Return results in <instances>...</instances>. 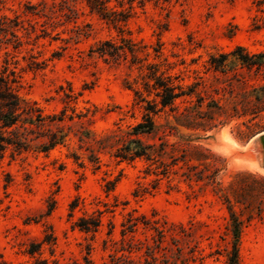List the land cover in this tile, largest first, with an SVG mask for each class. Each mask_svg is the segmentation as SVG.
I'll return each mask as SVG.
<instances>
[{"label": "rangeland", "instance_id": "obj_1", "mask_svg": "<svg viewBox=\"0 0 264 264\" xmlns=\"http://www.w3.org/2000/svg\"><path fill=\"white\" fill-rule=\"evenodd\" d=\"M103 1L119 21L102 18L86 0L0 3L11 26L0 31V73L6 68L17 94L43 115L57 116L44 130L66 134L48 151L0 154V264H84L85 256L102 264V239L110 226L117 237L132 209L187 229L179 243L194 258L186 264L222 263L228 213L218 185L239 200V264H264V130L249 134L264 124L255 100L264 95V66L247 68L233 55L237 46L264 51V0ZM121 38L139 46L138 61L128 52L114 62L93 51ZM149 63L179 92L171 106L150 113L156 130L142 136L164 151L120 160L115 149L147 112L134 91L155 98L143 88ZM91 153L98 164L88 161ZM99 212L93 237L73 227ZM44 238L50 241L39 252L27 253Z\"/></svg>", "mask_w": 264, "mask_h": 264}, {"label": "trees", "instance_id": "obj_2", "mask_svg": "<svg viewBox=\"0 0 264 264\" xmlns=\"http://www.w3.org/2000/svg\"><path fill=\"white\" fill-rule=\"evenodd\" d=\"M2 1L0 0V3ZM86 1L90 9L96 11L102 18L109 19L112 22L120 20L114 17L115 10L107 9L103 0ZM6 20L5 15L0 16V31L5 33L11 28L6 24ZM13 33L11 30L10 34L15 37ZM121 42V44L116 45L111 40H104L93 51L114 62L126 56V52H128L133 61H138L136 53L140 50L139 46L130 39L121 38ZM241 51H244V48L237 46L233 52V55H237L235 59L238 63L247 68L260 69L264 66V51L257 53L244 51V54H241ZM147 68L148 73L143 82V88L148 93L153 91L155 98L148 100L141 95L139 90L134 91L141 101L146 102L145 110L147 112L140 122L134 124L127 131L125 140L115 149L113 155L120 160H134L135 158L152 160L164 151V148H158L153 144L144 142L142 136L152 135L156 130L150 113L155 114L160 108L171 106L174 99L179 96V92H177L176 86L171 83L168 77L157 72L154 63H149ZM6 71L5 68L0 73V154L8 147H12L16 151L30 148L48 151L57 144H61L66 134L60 130H44L47 121L53 122L57 116L43 115L40 107L35 102L22 99L15 90V78H10L9 75L5 74ZM255 100L260 105L256 111L264 110V95L256 94ZM58 119L60 120V118ZM257 129L264 130V124L252 128L249 134H253ZM106 138L104 136L99 140L103 142ZM99 149L102 148L99 147ZM87 159L93 164H98L99 161L93 153L89 154ZM244 175L246 174L237 173V176ZM109 189L111 188H106V190ZM215 193L223 199L228 213L229 248L225 261L219 264H239V242L244 222L241 214L235 210V205L239 203V200L230 188L218 185L215 187ZM76 205L75 202L70 204L71 211ZM100 226V212L97 216H80L73 224V227H76L79 231L92 234V237ZM112 231L113 226H110L106 232L107 237L102 239L103 248L107 249L102 264H186L189 259L194 258L192 252L189 256H186L179 243L187 235V229L180 223L169 222L164 217H157L154 212L149 217L132 209L126 212L121 221L117 237L112 235ZM49 241L44 238L38 244H31L30 248L27 249V253L33 255L39 252L41 244H48ZM89 252L90 247L87 248L86 254L88 255ZM198 255L200 254L198 253ZM52 263L77 264L75 262L60 263L57 260H53ZM35 264H47V260L38 259ZM84 264H90L88 256L84 257Z\"/></svg>", "mask_w": 264, "mask_h": 264}, {"label": "water", "instance_id": "obj_3", "mask_svg": "<svg viewBox=\"0 0 264 264\" xmlns=\"http://www.w3.org/2000/svg\"><path fill=\"white\" fill-rule=\"evenodd\" d=\"M263 141H264V136H263Z\"/></svg>", "mask_w": 264, "mask_h": 264}, {"label": "bare ground", "instance_id": "obj_4", "mask_svg": "<svg viewBox=\"0 0 264 264\" xmlns=\"http://www.w3.org/2000/svg\"><path fill=\"white\" fill-rule=\"evenodd\" d=\"M263 133H264V131H263Z\"/></svg>", "mask_w": 264, "mask_h": 264}]
</instances>
